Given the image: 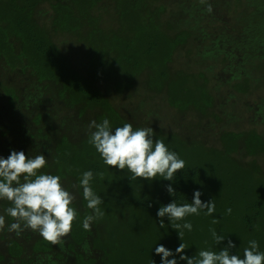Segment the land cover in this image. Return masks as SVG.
<instances>
[{"label":"trees","instance_id":"1","mask_svg":"<svg viewBox=\"0 0 264 264\" xmlns=\"http://www.w3.org/2000/svg\"><path fill=\"white\" fill-rule=\"evenodd\" d=\"M263 4L264 0H235L230 5L233 9L254 10L255 14L260 6L261 14ZM41 6L49 12L46 20L36 15ZM101 6L112 11L111 19L97 10ZM168 7L163 0H0V66L24 74L31 99L25 112L38 111L31 122L34 126L40 124L30 136L40 142L41 153L48 159L44 171L59 175L67 190L76 195L74 206L80 216L63 246V255L55 253V246L38 234L16 238L6 228L0 233V264H63V259L65 264H152V260L161 264V257L155 254L160 244L175 252L184 243L185 254L190 257L202 249L218 250L210 228L226 238L230 236L237 245L234 251L241 256L252 239L264 251V127L261 132L254 127L223 130L214 147L155 129L157 138L186 161L185 169L173 181L174 197L165 190V185L172 182L131 180L127 170L120 172L104 165L88 143L91 121L101 123L107 118L113 129L130 122L116 104L118 95L135 85H144L146 92L154 94L163 91L167 104L178 112L192 110L217 119L216 102L223 101V97L209 87L204 73L170 71L175 51L191 32L174 29L165 16ZM253 15L250 17L256 24L260 16ZM238 20V26L244 23L243 17ZM259 26L255 30L261 36L264 27ZM248 31L253 35L249 27ZM249 32L243 43L248 44L247 50L252 42ZM61 35L70 37L74 45L62 50L54 40ZM75 49L85 59L80 67L71 58ZM226 60L222 56L220 62ZM249 84L246 76L235 79L231 87L235 93L245 94ZM33 87L48 96L44 99L40 93L31 95ZM0 89L8 97V109L13 110L18 95L14 87L0 84ZM108 89L115 95L110 97ZM54 101L74 110L75 115L63 120L56 113L53 120H63V129H56L54 121H49L47 131L41 128L43 105ZM87 170L94 173L92 187L103 199L100 207L105 213L93 222L90 231L83 229L82 220L92 210L83 200L82 189L73 187ZM101 172L103 179L98 175ZM196 190L203 193L202 201H215L214 217L203 212L189 217L193 230L185 231L179 240L167 219L165 228L159 227L157 210L173 199L178 204L191 203ZM9 206L0 200V214ZM228 208L231 214H227ZM213 218L219 223L213 225ZM11 222L6 216V225Z\"/></svg>","mask_w":264,"mask_h":264},{"label":"rangeland","instance_id":"2","mask_svg":"<svg viewBox=\"0 0 264 264\" xmlns=\"http://www.w3.org/2000/svg\"><path fill=\"white\" fill-rule=\"evenodd\" d=\"M232 1L209 0L213 8V12L209 14L205 10L206 5H202L200 0H163V3L169 6L165 16L173 23L174 29L186 28L191 32L184 45L175 51L170 63V71L181 69L193 73H204L209 87L223 97V101L216 102L217 119L203 117L192 110L178 112L167 104L163 91L158 94L149 90L146 92L144 85H135L118 95L116 107L126 119L133 124L152 127L154 131L155 129H160L162 132L172 131L181 139H194L213 147L218 145V137L223 130L254 127L259 132L262 131L264 127V66H262L264 65V31L260 36L255 28H260L259 25L264 27V13L259 14L260 6L255 8L256 14L253 13L254 10L248 11L245 8L244 10L233 9L230 4H235V0ZM245 1L250 0H243V3ZM262 6L264 8V4ZM97 10L102 12L104 17L112 18V11L108 7L101 6ZM48 14L49 12L42 6L36 11L39 20H46ZM253 14L260 16L256 24L250 17ZM242 17L241 23L243 21L244 23L238 26V18ZM248 27L253 31V35L248 31ZM248 32L252 36V42L250 43L251 39L248 40L250 44L247 50L248 44L245 46L243 43ZM54 40L62 50L63 47L70 48L74 45V41H71L68 36H57ZM205 53L208 55L206 56ZM81 55V51L75 49L71 57L77 67L85 64V59ZM222 56L227 57L224 63L220 62ZM246 76L250 78L248 93H235L231 87L235 79ZM0 84L14 87L18 94L15 108L11 110L7 107V95L0 89V156L7 158L11 150L23 151L29 157L42 154L40 142L30 136L35 129L40 128V124L34 126L31 122L38 111L25 112L31 99L24 74L9 71L2 64ZM35 87L30 89L31 95L40 93ZM107 92L109 96L111 95L110 97L115 95L110 89ZM40 95L44 99L48 96L45 92ZM35 98L38 99V96ZM63 108L57 101L46 102L43 105L41 128L49 131V121H54L56 129H63V120H71L75 115L74 110L69 111ZM56 113L58 117H63L62 121L53 120ZM26 233L33 232L25 230L18 238H22ZM63 251V248L55 246V253L63 255ZM65 263L66 260L63 259V264Z\"/></svg>","mask_w":264,"mask_h":264},{"label":"clouds","instance_id":"3","mask_svg":"<svg viewBox=\"0 0 264 264\" xmlns=\"http://www.w3.org/2000/svg\"><path fill=\"white\" fill-rule=\"evenodd\" d=\"M200 3L206 5L207 13L213 12L209 0H200ZM88 143L104 165L120 172L127 170L131 180L141 179L150 184L158 180L172 182L165 185V190L174 197L173 181L185 169L186 161L176 151L170 150L162 139H158L152 127L134 128L132 123L125 122L113 129L107 118L101 123L93 120L89 124ZM47 167L48 159L44 154L29 157L23 151L11 150L7 158L0 156V200L11 205L4 210V214H0V233L7 228L8 232L19 237L25 230H31L51 246L63 248L74 224L80 220L74 206L77 197L67 190L59 175L45 172ZM98 175L103 179L102 172ZM93 179L94 173L87 170L81 174L79 183L73 185L82 189L83 200L92 210V214L85 215L82 220L85 231H90L93 222L105 214L100 207L104 201L92 187ZM202 195L200 190H196L191 203L178 204L173 199L167 205H161L156 213L159 227L164 229L167 219L182 240L185 231L193 230L189 217L200 216L202 212L214 217L215 201H202ZM226 211L231 214L232 209ZM6 216L12 220L7 225ZM211 223L218 224L219 220L213 218ZM209 232L218 250L202 249L190 257L185 254L187 246L184 243H180L175 252L160 244L156 245L155 254L161 257V264H180V261L186 264H264V251L260 250L257 240H249L241 256L234 251L237 245L230 236L226 238L218 234L215 228H210ZM152 264H155L153 260Z\"/></svg>","mask_w":264,"mask_h":264}]
</instances>
